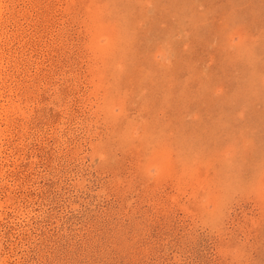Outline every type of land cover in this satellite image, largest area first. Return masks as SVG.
Here are the masks:
<instances>
[{
    "label": "rangeland",
    "instance_id": "obj_1",
    "mask_svg": "<svg viewBox=\"0 0 264 264\" xmlns=\"http://www.w3.org/2000/svg\"><path fill=\"white\" fill-rule=\"evenodd\" d=\"M0 123L1 264H264V0H0Z\"/></svg>",
    "mask_w": 264,
    "mask_h": 264
},
{
    "label": "bare ground",
    "instance_id": "obj_2",
    "mask_svg": "<svg viewBox=\"0 0 264 264\" xmlns=\"http://www.w3.org/2000/svg\"><path fill=\"white\" fill-rule=\"evenodd\" d=\"M2 17V16H1ZM3 76V75H2ZM2 78V77H1ZM9 113V112H8ZM1 115H3L2 113H1ZM1 124V123H0ZM1 260V259H0ZM2 261H3V259H2ZM4 263V262H3ZM1 264V263H0Z\"/></svg>",
    "mask_w": 264,
    "mask_h": 264
}]
</instances>
